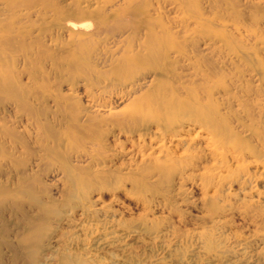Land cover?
<instances>
[{"label":"rangeland","instance_id":"1","mask_svg":"<svg viewBox=\"0 0 264 264\" xmlns=\"http://www.w3.org/2000/svg\"><path fill=\"white\" fill-rule=\"evenodd\" d=\"M46 1L77 3L94 14L112 2ZM135 1L144 16L169 25L178 38L156 66H145L149 88L164 84L182 96L194 90L211 107L219 130L212 134L188 106L182 119L172 121L180 115L168 113L135 131L108 126L100 140L61 142L59 149L77 169L64 176L58 154L42 163L43 197L52 203L35 257L42 264H264V0ZM41 3L18 10L20 19L26 13L21 25L33 38L54 46L71 41L73 31L94 30L95 15L80 16L84 26L64 30L54 9ZM4 5L0 0V9ZM93 37L108 57L122 46L115 35ZM10 56L22 66L19 53ZM37 63L52 68L49 59ZM69 87L67 81L61 85L65 92ZM86 87L99 90L83 82L75 90L83 97ZM129 103L111 105L124 109ZM159 162L168 171L152 167ZM24 209L37 212L28 204ZM24 224L20 212L0 209V234L5 227L19 250L14 258L3 245L0 264H24Z\"/></svg>","mask_w":264,"mask_h":264},{"label":"bare ground","instance_id":"2","mask_svg":"<svg viewBox=\"0 0 264 264\" xmlns=\"http://www.w3.org/2000/svg\"><path fill=\"white\" fill-rule=\"evenodd\" d=\"M4 1V8L0 9V209L20 212L25 222L20 236L24 264H42L35 257V246L46 222L43 215L49 214L48 206L52 203V199L43 197L48 188L40 175L42 163L49 155L58 154L63 160L64 176L72 177L77 169L68 160V154L59 149L61 142L100 140L108 126L135 131L148 118L159 123L163 118L168 119V113L180 115L172 121L182 119L181 114L188 106L203 125L211 127L212 134H217L219 127L208 110L211 107H206L194 90H189V96H182L177 89L164 84L149 88L152 76L145 66H156L154 63L163 58L167 44L178 42V38L171 33L169 25L157 24L144 16V9L135 0H112L95 14L77 3L72 7L40 0L63 20L60 27L64 30L84 26L78 21L80 16L96 18L94 30L73 31L71 41L54 46L33 38L24 29L21 23L26 13L21 19L18 16V10L30 9L39 0ZM142 28L145 37L140 40ZM98 33L115 35V41L122 44L117 55L108 57L97 50L93 35ZM10 52L21 55V67ZM43 59L51 61L50 70L38 68L37 62ZM66 81L71 85L69 92L61 89ZM79 82L95 83L99 90L86 87L82 97L75 90ZM203 87L207 95L212 94V89ZM125 101H130V106L124 109L111 105ZM152 167L168 171L161 162ZM26 204L35 206L37 212L27 213ZM5 230L2 227L0 253L6 245L17 258L19 250L5 236ZM67 264L87 263L74 259Z\"/></svg>","mask_w":264,"mask_h":264}]
</instances>
